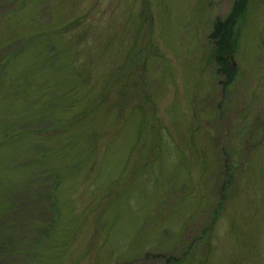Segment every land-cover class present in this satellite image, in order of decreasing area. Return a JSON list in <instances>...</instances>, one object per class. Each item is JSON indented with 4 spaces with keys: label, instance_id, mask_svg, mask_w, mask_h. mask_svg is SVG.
<instances>
[{
    "label": "rangeland",
    "instance_id": "1",
    "mask_svg": "<svg viewBox=\"0 0 264 264\" xmlns=\"http://www.w3.org/2000/svg\"><path fill=\"white\" fill-rule=\"evenodd\" d=\"M233 2L0 0V264H264V0L222 87Z\"/></svg>",
    "mask_w": 264,
    "mask_h": 264
},
{
    "label": "trees",
    "instance_id": "2",
    "mask_svg": "<svg viewBox=\"0 0 264 264\" xmlns=\"http://www.w3.org/2000/svg\"><path fill=\"white\" fill-rule=\"evenodd\" d=\"M248 1L249 0H234L230 13L224 19L215 20L212 31L209 35V39L211 40V57L218 66L217 70L223 72L227 79L226 82L221 84L222 87L230 84L236 76L237 68L230 61V55H232L237 48L239 37V29H237V27L241 28V26L244 24ZM151 117L153 118L152 115ZM246 135L249 137L251 136L250 133H247ZM27 166L23 165L22 169L27 170ZM44 172H47V170L40 169V175L38 176L41 177ZM61 176L62 173L60 172L59 168H57V170L51 172L48 183L53 184L55 188L58 185V181L60 180ZM40 177H37L36 181H39ZM41 178L44 180V176ZM222 199L223 196L220 198L218 206L222 204ZM8 206L9 208L11 207L10 204ZM0 238H2V235ZM6 238L7 237H4V241H0V251L8 253L10 248L8 247L9 243L6 241Z\"/></svg>",
    "mask_w": 264,
    "mask_h": 264
}]
</instances>
